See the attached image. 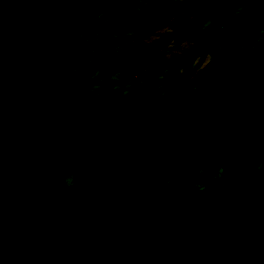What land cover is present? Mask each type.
<instances>
[{
    "label": "trees",
    "instance_id": "trees-1",
    "mask_svg": "<svg viewBox=\"0 0 264 264\" xmlns=\"http://www.w3.org/2000/svg\"><path fill=\"white\" fill-rule=\"evenodd\" d=\"M91 2L0 0V264H264V125L234 135L253 94L194 112L154 94L101 106L70 94ZM187 155L170 179L163 162ZM218 156L224 190L197 198L188 176L201 166L211 188ZM76 164L90 167L70 186Z\"/></svg>",
    "mask_w": 264,
    "mask_h": 264
},
{
    "label": "rangeland",
    "instance_id": "rangeland-1",
    "mask_svg": "<svg viewBox=\"0 0 264 264\" xmlns=\"http://www.w3.org/2000/svg\"><path fill=\"white\" fill-rule=\"evenodd\" d=\"M78 45L69 65V93L78 92L96 106L154 94L170 109L194 112L240 88L253 94L254 108L237 121L234 135L264 125V0H92L79 27ZM211 131L227 143L228 133L215 125ZM198 143L204 153L207 142L201 133ZM171 145V137L162 142L163 147ZM192 158L162 165L172 166L169 178L179 182ZM213 165L211 188L201 166L188 176L197 198L225 186L220 156ZM89 167L71 166L67 184L74 186ZM258 238L264 244V229Z\"/></svg>",
    "mask_w": 264,
    "mask_h": 264
}]
</instances>
